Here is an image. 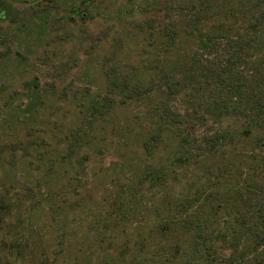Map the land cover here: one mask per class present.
<instances>
[{
  "label": "rangeland",
  "instance_id": "rangeland-1",
  "mask_svg": "<svg viewBox=\"0 0 264 264\" xmlns=\"http://www.w3.org/2000/svg\"><path fill=\"white\" fill-rule=\"evenodd\" d=\"M180 1L0 0V264H213L195 226L163 229L165 206L198 184L197 160L176 165L166 188H134L146 160L141 140L161 110L156 88L134 96V66L147 82L160 58L194 48L152 41V26L181 20ZM169 102L185 111L178 97ZM169 126L166 137L181 129ZM213 128L210 118L189 126L194 149ZM263 168L241 174L258 197ZM244 195L228 191V215L210 209L218 199L206 207L217 252L231 242L218 232L237 213L245 223L253 208ZM236 220L245 262L255 254L250 264H264V237L256 241Z\"/></svg>",
  "mask_w": 264,
  "mask_h": 264
},
{
  "label": "trees",
  "instance_id": "trees-1",
  "mask_svg": "<svg viewBox=\"0 0 264 264\" xmlns=\"http://www.w3.org/2000/svg\"><path fill=\"white\" fill-rule=\"evenodd\" d=\"M179 6L185 8L181 20L152 26V41L165 49L182 42L193 44L194 48L184 49L179 60L173 62L160 58L157 65L163 67L147 82L137 78L134 66V96L156 88L161 104L152 131L141 140L146 160L134 177V188L143 184L147 188L155 185L166 188L177 176L176 165L197 160L198 184L189 195L165 206L163 229L187 221L185 225L198 230L196 235L201 237L213 264H237L239 260L250 264L255 254L245 262L247 247L241 250L233 222L235 218L241 219L256 241L263 239L264 197L255 195L253 178L241 174L244 168L250 173L254 166L264 167V0H181ZM121 82L125 91L128 82L124 78ZM171 97H178L184 112L173 107ZM209 118L214 128L194 149L189 126L196 120L204 122ZM169 124H173L174 132L181 128L178 134L169 137L163 134ZM230 172L232 177L227 175ZM230 190L244 191V201L253 206L250 210L247 207L249 213L245 210L246 222L250 221L251 227L246 226L240 213L234 215L229 225L233 227L232 233L229 226L218 232L220 239L229 238L231 242L220 244L221 250L217 252L206 228L210 222L206 207L218 199L210 209L222 207L228 215L232 201L225 195ZM190 210L196 214L194 222V218L182 216V212ZM244 214L243 211L241 216Z\"/></svg>",
  "mask_w": 264,
  "mask_h": 264
}]
</instances>
